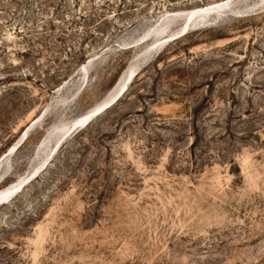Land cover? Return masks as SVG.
<instances>
[{"label":"rangeland","instance_id":"rangeland-1","mask_svg":"<svg viewBox=\"0 0 264 264\" xmlns=\"http://www.w3.org/2000/svg\"><path fill=\"white\" fill-rule=\"evenodd\" d=\"M221 1L0 0V264H264V0L168 19Z\"/></svg>","mask_w":264,"mask_h":264},{"label":"bare ground","instance_id":"bare-ground-1","mask_svg":"<svg viewBox=\"0 0 264 264\" xmlns=\"http://www.w3.org/2000/svg\"><path fill=\"white\" fill-rule=\"evenodd\" d=\"M230 3V5H229ZM233 3V0H225V1H221V2H216V3H213V4H210L208 6H205L206 8L207 7H212L210 9H204L205 7H201V8H197V9H193L192 11H183L184 13H186V18H184V25H183V30H187L185 35L187 33H189L191 30H192V27L196 26L198 23H204L203 21H198L199 19L201 18H205L204 15H208L206 17V19H208L209 17L211 16H217L218 14H221V13H224V11H227L231 4ZM224 8V9H223ZM218 9H222V11L218 12V13H213V14H206L207 12L209 11H213V10H218ZM219 11V10H218ZM216 12V11H215ZM171 14H176V13H170L169 15ZM192 16H196L194 22L192 23V27L189 25V21H188V18L192 17ZM205 19V20H206ZM164 23V22H163ZM191 27V28H190ZM182 30V31H183ZM175 31V30H174ZM181 33V31L179 32ZM149 35H151L150 31H149ZM178 35V34H177ZM148 34L145 36L147 37ZM175 35H172L171 37L174 38ZM184 35H182L181 37H183ZM144 37V38H145ZM179 37V38H181ZM177 38V39H179ZM167 40H169V38L167 37L166 38ZM165 39V40H166ZM176 40V39H175ZM160 41V40H159ZM173 41V40H172ZM171 42V41H170ZM156 43V42H155ZM169 43V42H168ZM153 45V44H152ZM154 46H156L154 44ZM157 48V47H156ZM88 67V66H87ZM137 75H136V71L133 69V68H129L122 76L121 78L119 79V81L117 82V84L115 85V87L112 89V91L107 95V97L101 102L99 103L98 105L94 106L92 109H90L88 112H86L84 115H82L81 117H79L78 119L74 120L71 125L69 126L68 130L63 133L61 135V137L59 138V141L57 142L56 146L54 147V149L52 150V152L56 149L57 146H59L60 144H62L63 142V139L65 137H67L69 135L70 132H72L73 130L77 131L79 130L80 128L82 127H79V125L83 124L84 122H88L89 123L83 127V128H86L88 127L92 122L93 120L102 115L105 111L109 110L111 107H113L114 105H116L120 99H122L128 92L129 90V86L134 82V80L136 79ZM117 97H118V100H117ZM116 100L109 108L105 109L102 113L98 114V115H95L93 116V114L100 110L101 108H104L106 105L110 104L112 101ZM59 130H62V129H59ZM27 133V132H26ZM54 133V131L51 132V134ZM59 133V132H58ZM50 134V135H51ZM55 134V133H54ZM25 135V134H24ZM24 135L23 137L21 138V140L19 141V144H22V142H24L28 135H26V138L24 139ZM65 142V141H64ZM17 145H15L12 150L10 151L11 153L14 152L16 149H18L20 147V145L17 147ZM17 147V148H16ZM16 148V149H15ZM14 149V150H13ZM58 149V148H57ZM51 152V154H52ZM56 153V151H55ZM51 154L48 156V159L49 157L51 156ZM47 161V160H46ZM45 162V161H44ZM44 165H46V162L42 165V167H44ZM36 169V168H35ZM39 169V168H38ZM34 173V171L32 172ZM11 174V173H10ZM22 176V175H21ZM27 176V175H26ZM22 176L20 178H18L15 182L9 184L8 186H6L5 188L1 189L0 190V205H6V204H9L12 200H14V198L20 194L24 188L26 186L29 185V183H26L24 185V183L27 181V179H29V176ZM25 186L23 188H21L22 186Z\"/></svg>","mask_w":264,"mask_h":264},{"label":"water","instance_id":"water-1","mask_svg":"<svg viewBox=\"0 0 264 264\" xmlns=\"http://www.w3.org/2000/svg\"><path fill=\"white\" fill-rule=\"evenodd\" d=\"M229 5H230V3H229ZM210 8H212V7H205L204 9H210ZM224 9V8H223ZM219 10V11H218ZM218 10H213V11H209V12H207L206 14H208L209 13V15L210 14H213V13H218V12H220V11H222V9H218ZM216 11V12H215ZM186 13H184V12H179V13H176V14H172V15H170V16H168V19H171V20H175V19H182V20H184V18H186ZM205 16V18H201V19H199V20H205L206 19V17L208 16H206V15H204ZM195 18H196V16H192V17H190V18H188V21H189V25L192 27V23L194 22V20H195ZM198 21V20H197ZM190 27V28H191ZM183 30V29H182ZM181 30V33H179L178 35H176V38H179V37H181L182 35H185V33H186V31L187 30H183L182 31ZM148 38V36L147 37H145V38H143L140 42H138L136 45H132L130 48H134V47H136V46H138V45H140L141 43H143L144 42V40L145 39H147ZM176 38H174V39H176ZM173 39V40H174ZM167 42H169V40H165L164 41V43H167ZM86 70V66H84V67H82V69H81V72H84ZM117 99H118V97H117ZM116 100H114V101H112L110 104H108V105H106L104 108H101L100 110H98V111H96L94 114H93V116H95V115H98V114H100V113H102L105 109H107V108H109L114 102H115ZM43 119V116H41V117H39L37 120H35V122H34V124L33 125H35L36 123H38L39 121H41ZM89 123V121L88 122H84L83 124H81V125H79V127H85L87 124ZM82 128H80V129H82ZM73 131H75V130H73ZM72 131V132H73ZM71 133V132H70ZM26 135H28V132L27 133H25V135H24V139L26 138ZM20 145V144H19ZM19 145H17V147L19 146ZM16 147V148H17ZM15 148V149H16ZM14 150V149H13ZM36 175H34L33 177H31L30 179H28L25 183H24V185L26 184V183H28V182H30V180L32 179V178H34ZM24 185L21 187V188H23L24 187Z\"/></svg>","mask_w":264,"mask_h":264}]
</instances>
